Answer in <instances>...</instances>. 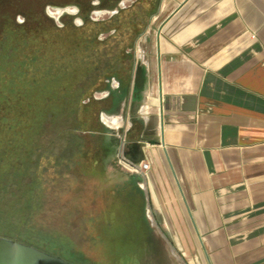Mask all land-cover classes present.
I'll list each match as a JSON object with an SVG mask.
<instances>
[{"label":"crops","instance_id":"1","mask_svg":"<svg viewBox=\"0 0 264 264\" xmlns=\"http://www.w3.org/2000/svg\"><path fill=\"white\" fill-rule=\"evenodd\" d=\"M150 1L118 153L200 264H264V0Z\"/></svg>","mask_w":264,"mask_h":264},{"label":"trees","instance_id":"2","mask_svg":"<svg viewBox=\"0 0 264 264\" xmlns=\"http://www.w3.org/2000/svg\"><path fill=\"white\" fill-rule=\"evenodd\" d=\"M120 1L0 0V184L6 188L11 178L18 189L26 187L28 202L40 196L49 148L67 142L69 149L60 157L92 160L89 140L101 134L103 110L94 93L106 90L113 77L129 93L136 42L157 3L136 0L104 21L90 18L95 9L114 8ZM50 4L77 5L82 26H57L45 12ZM18 15L23 22H17ZM114 101L112 93L105 99V111ZM106 144L104 138L102 150L114 156L118 138ZM0 231L14 237L5 228ZM21 234L17 240L30 241Z\"/></svg>","mask_w":264,"mask_h":264},{"label":"rangeland","instance_id":"3","mask_svg":"<svg viewBox=\"0 0 264 264\" xmlns=\"http://www.w3.org/2000/svg\"><path fill=\"white\" fill-rule=\"evenodd\" d=\"M132 2L127 1V5ZM119 5L95 9L90 18L93 21L109 19L122 9ZM54 7H75L77 12H64L55 17L50 13ZM79 11L74 4H50L45 9L59 27L66 22L82 26ZM23 21L24 17L18 15L17 22ZM106 36L101 34L99 38L103 40ZM106 82V90L94 93V98L102 100L103 110L99 116L100 138L89 140L90 153L94 154L92 160L60 157L62 151L69 149L67 142L49 148L42 170L40 196L33 202H28L26 187L18 189L11 178L6 188L0 184V227L11 231L14 237L1 231L0 235L16 239L18 233H22L30 239H21L22 242L74 264H200L174 239V228L164 226L158 211H154L150 192L141 188L138 175L119 163V145L114 156L108 157L106 148L105 152L102 150V140L105 138L107 145L114 132L102 121L103 98L110 96L107 94L112 86L121 93L120 99L127 97L117 78ZM134 213L135 217L131 218ZM141 218L150 228L147 233L145 226H142L145 231L137 227ZM141 235H145L144 238Z\"/></svg>","mask_w":264,"mask_h":264},{"label":"water","instance_id":"4","mask_svg":"<svg viewBox=\"0 0 264 264\" xmlns=\"http://www.w3.org/2000/svg\"><path fill=\"white\" fill-rule=\"evenodd\" d=\"M94 4H98L95 1ZM120 7V6H119ZM65 8V7H54ZM113 11V13H116ZM103 121V120H102ZM0 264H74L61 256L38 247L0 235Z\"/></svg>","mask_w":264,"mask_h":264},{"label":"built area","instance_id":"5","mask_svg":"<svg viewBox=\"0 0 264 264\" xmlns=\"http://www.w3.org/2000/svg\"><path fill=\"white\" fill-rule=\"evenodd\" d=\"M118 160L122 166H124L126 169H128L132 173L137 174L138 176L144 177L146 175V172L149 170L148 163L133 162L132 160H129L124 156L122 150L120 153H118Z\"/></svg>","mask_w":264,"mask_h":264},{"label":"bare ground","instance_id":"6","mask_svg":"<svg viewBox=\"0 0 264 264\" xmlns=\"http://www.w3.org/2000/svg\"><path fill=\"white\" fill-rule=\"evenodd\" d=\"M64 12H69V13H76L77 8H72V7H66V8H54V10H50L51 15L55 17L61 16ZM101 12H97V14H100ZM103 121L104 123L112 128H117L120 126L121 122L118 117H110L107 115H103Z\"/></svg>","mask_w":264,"mask_h":264},{"label":"flooded vegetation","instance_id":"7","mask_svg":"<svg viewBox=\"0 0 264 264\" xmlns=\"http://www.w3.org/2000/svg\"><path fill=\"white\" fill-rule=\"evenodd\" d=\"M119 94H121V93L119 92ZM119 94H118V96H119ZM110 95H111V93H110ZM118 96L115 95V101H114L115 103H114V107H115V106H116V107L118 106L119 99H120V97H121V96H119V97H118ZM105 99H106V98H103V102H104V103H105ZM117 101H118V102H117ZM142 226H143V227L145 226L146 233H147V231H149L150 228L146 225L145 220L141 218V220L139 221V225H138V227L142 228ZM143 229H144V228H142V230H143ZM145 229H144V231H145ZM144 236H145V235H141V237H143V238H144ZM145 238H147V237H145ZM57 256H58V255H57Z\"/></svg>","mask_w":264,"mask_h":264}]
</instances>
